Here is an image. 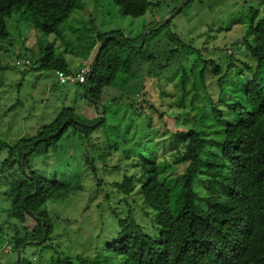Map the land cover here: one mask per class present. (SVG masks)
<instances>
[{
	"label": "trees",
	"instance_id": "16d2710c",
	"mask_svg": "<svg viewBox=\"0 0 264 264\" xmlns=\"http://www.w3.org/2000/svg\"><path fill=\"white\" fill-rule=\"evenodd\" d=\"M113 2L121 14L131 17L144 15L153 3L150 0ZM15 8L30 15L33 24L45 33L59 34L60 25L73 10L83 9V4L81 0H0V40L9 35L6 19ZM257 14L258 9L249 13V32L251 29L257 32L261 45L244 39L245 51L242 50L245 57L254 59V64L232 55L222 71L215 59L202 56L201 48L170 32L165 36L175 46L164 63L156 62L159 55L145 56L155 67L148 69L147 75L154 80L162 77L168 83L166 90L160 92L169 96V105L167 110L159 112L148 102L149 91L143 80L141 92L135 94L142 98L133 105L140 111L148 108L156 113L163 127L169 128L172 143L146 148L142 153L139 151V157L126 156L130 159L127 172L106 186L124 195L136 191L155 233H149L131 209L125 215L120 211L119 227L109 242L96 247L93 254L71 256L58 250L60 243L50 241L56 222L47 202L65 198L78 188V182L71 183L56 174L45 178L27 171L26 166L31 156L47 152L51 147L55 150L57 140L71 127L68 136L73 135L86 146L79 167L73 166L71 170L79 173L83 166L93 184H104L98 175L96 159L102 157L103 151H98H105L103 147L107 148L108 144L92 142V133L106 122L99 104L102 90L113 85L119 71L124 73L120 85L130 82V78L126 79L129 71L120 68L127 63L122 54L141 56L145 53L146 37L137 46L119 30L97 35L103 43L93 64L89 70L78 69L85 70L86 97L97 115L79 120L71 111L67 118L53 119L33 136H21L12 143L0 138V151H6L1 164L16 165L13 172L0 169V179H6L7 183L10 215L18 223H24L26 216L35 221L31 228L25 226L23 235L15 240L13 248L15 254L20 250V260L17 262L15 258L13 264H31L23 261L21 255L27 247L36 254L44 247L51 249L50 264H103L108 256L116 260L114 264H264L261 249L264 242V21ZM176 52L182 60L176 62L178 70L167 79L175 64L170 63L171 55L175 57ZM39 67L70 74L66 61L55 55L51 44L45 46ZM208 71L216 77L215 97L206 82ZM244 75H248L246 81ZM48 135L51 137L44 138ZM211 145L215 151L210 149ZM120 165L118 161L115 168L119 169ZM131 167L133 172L128 173Z\"/></svg>",
	"mask_w": 264,
	"mask_h": 264
},
{
	"label": "rangeland",
	"instance_id": "374dc122",
	"mask_svg": "<svg viewBox=\"0 0 264 264\" xmlns=\"http://www.w3.org/2000/svg\"><path fill=\"white\" fill-rule=\"evenodd\" d=\"M150 1L154 4L149 6L144 15L131 17L121 14L113 0H81L83 9L73 10L70 17L60 25L59 34L45 33L20 8H15L13 14L6 19L9 35L0 40V138L8 143L21 136L35 135L53 119L67 118V113L71 111L79 120L97 115L93 103L86 97L85 84L70 79L60 82L53 68L39 67L47 44L53 46L55 55L63 57L69 73L75 75L80 67L89 70L93 64L101 44L97 37L99 33L119 30L137 46H141L142 37H146L143 48L145 53L141 56L122 54L127 63L120 68L129 71L126 79L130 78V82L127 80L121 86L124 73L119 71L113 85L102 90L99 104L106 122L92 133V142L103 143V146L108 144L107 148L103 147L105 151H98H103V155L96 159L98 175L105 185L93 184L83 166L79 173L71 170L73 166L79 167L81 154L86 148L83 141L73 135L68 136L71 127L57 140L55 150L51 147L49 151L27 159V171H34L45 178L56 174L71 183L78 182V188L65 198L47 202L48 210L56 222L50 241L52 244L60 243L58 250L71 256L79 253L93 254L96 247L109 242L119 227L117 221L120 211L125 215L131 209L136 220L149 233H155L152 220L136 191L124 195L106 185H112L127 172L130 159L126 156L139 157V151L142 153L146 148L172 143L170 132L167 131L169 128L163 127L156 113L148 108L140 111L133 105L142 98L135 94L141 92L143 80L149 91L148 102L154 104L159 112L167 110L169 96L160 91L166 90L168 83L162 77L154 80L147 75L148 69L155 67L145 58L148 54H156L159 55L156 62H165L169 50L175 46L165 33H176L185 43L201 48L202 56L215 59L222 71L232 55L254 64V59H248L242 54V50L245 51L243 40L253 43L257 41L260 45L262 42L254 29L249 32V13L252 9H258L257 18L264 21V0ZM183 2L182 8L172 15ZM255 23L254 26L257 25ZM176 54L175 57L171 55L170 63L175 64L171 75L167 74V79L173 77L172 74L179 68L176 62L182 60V56L178 52ZM25 59H29L30 63L23 64ZM16 60L22 64L16 65ZM135 75H138L139 80ZM247 78L248 75L243 76L245 81ZM206 82L209 84L210 94L215 97L216 77L209 71ZM210 149L216 150L212 145ZM5 157L6 151L3 149L0 151V169L13 172L15 164H1ZM118 161L121 165L116 169ZM132 169L134 168L131 167L128 173H132ZM6 186V179L1 178L0 261L3 264H13L17 259V252L15 254L13 248L15 240L23 235L25 226L31 228L35 221L26 216L24 223H18L11 217ZM263 246L261 249L264 251ZM32 251L27 247L22 252L23 261L50 264L53 253L51 249L44 247L37 254ZM114 263L116 260L108 256L103 264Z\"/></svg>",
	"mask_w": 264,
	"mask_h": 264
},
{
	"label": "built area",
	"instance_id": "2783aa9c",
	"mask_svg": "<svg viewBox=\"0 0 264 264\" xmlns=\"http://www.w3.org/2000/svg\"><path fill=\"white\" fill-rule=\"evenodd\" d=\"M29 60L25 59L23 64H29ZM17 64H21V61H17ZM56 76L58 77L60 82H65L67 79L73 80L77 83H84L86 80V76H85V70L84 69H80L79 71L76 72L75 75H71V74H66L64 73L62 70L57 69L55 71Z\"/></svg>",
	"mask_w": 264,
	"mask_h": 264
},
{
	"label": "water",
	"instance_id": "95a60500",
	"mask_svg": "<svg viewBox=\"0 0 264 264\" xmlns=\"http://www.w3.org/2000/svg\"><path fill=\"white\" fill-rule=\"evenodd\" d=\"M184 3H185V2H183V3L181 4V6L178 7V8L176 9V11H175L172 15L176 14V13L182 8V6L184 5ZM172 15H171L170 17H168V18L165 20V22L168 21V20L172 17ZM165 22H164V23H165ZM144 38H145V36L142 37V39H141V43L143 42ZM102 43H103V41H101L100 47L102 46ZM100 47H99V49H100ZM63 125H64V124H63ZM47 137H51V135L45 136L44 138H47ZM19 258H20V250H17V259H16L17 262H18Z\"/></svg>",
	"mask_w": 264,
	"mask_h": 264
}]
</instances>
